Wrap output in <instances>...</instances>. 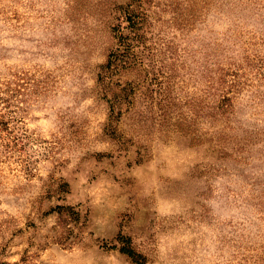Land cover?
Instances as JSON below:
<instances>
[{
	"label": "rangeland",
	"instance_id": "obj_1",
	"mask_svg": "<svg viewBox=\"0 0 264 264\" xmlns=\"http://www.w3.org/2000/svg\"><path fill=\"white\" fill-rule=\"evenodd\" d=\"M82 148L118 264H264V0H0V185ZM59 180L33 210L79 222ZM32 228L0 227V264H35Z\"/></svg>",
	"mask_w": 264,
	"mask_h": 264
},
{
	"label": "clouds",
	"instance_id": "obj_2",
	"mask_svg": "<svg viewBox=\"0 0 264 264\" xmlns=\"http://www.w3.org/2000/svg\"><path fill=\"white\" fill-rule=\"evenodd\" d=\"M46 123L47 128L42 132L43 135L48 136L50 133L60 135L55 123L51 121ZM85 151L87 149L82 148L77 152L56 153L61 160H64L65 156L71 158L70 163L65 160L63 168L58 164L56 169L52 168V164L57 163L54 158L41 160L40 167L34 168L33 171L43 179L31 177L25 179L24 174H20L17 179L11 182L5 181L0 185V210H2L0 222L11 221L10 226L3 223L0 227L10 231L12 228H25L26 221H32L35 228L26 229L25 236L35 233L33 239L38 245L47 242L46 250L39 253L40 258L35 264H118L116 256L105 251V244H111L110 231L114 228L111 211L105 210L96 186L88 184L86 170L77 164L79 157ZM78 168L80 170H77ZM50 171H54L52 180L48 176ZM60 177L68 179L73 186L69 202H82L75 209L79 222L76 218L62 213L39 218L40 213L33 210V205L38 207L41 199L45 200L46 208L56 202V196L63 195L56 187ZM46 190L53 194L52 201L46 200ZM98 209L102 214H98ZM90 232L94 234L90 235ZM57 238L61 243L53 244ZM33 250L39 251L38 248Z\"/></svg>",
	"mask_w": 264,
	"mask_h": 264
},
{
	"label": "trees",
	"instance_id": "obj_3",
	"mask_svg": "<svg viewBox=\"0 0 264 264\" xmlns=\"http://www.w3.org/2000/svg\"><path fill=\"white\" fill-rule=\"evenodd\" d=\"M128 5V4H127ZM132 4H129V10L126 12V21L128 22V29H130V33L132 37H129V33H126L123 35L122 28L119 30V43L121 42V45H123L122 53L119 52H112L109 54V58L107 60V63L103 66L104 74L105 76H108V74H111V72L115 70V68L119 67L122 63H127L128 56L126 53H128L130 42L136 39V36L139 35L138 31L143 26L144 22L141 20L136 13L133 12V9L131 8ZM138 37V36H137ZM137 40V39H136ZM225 99V96H224ZM227 99V98H226ZM119 98L115 97L114 101H118ZM120 251L127 254L131 258H133L135 261H138V259H141L140 255L137 254L133 248L130 245L129 240H125L120 247Z\"/></svg>",
	"mask_w": 264,
	"mask_h": 264
}]
</instances>
